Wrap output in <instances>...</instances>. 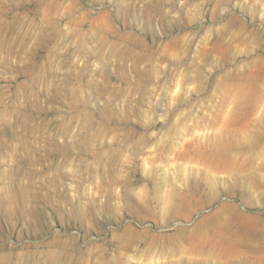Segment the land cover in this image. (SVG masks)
<instances>
[{
	"label": "rangeland",
	"instance_id": "1",
	"mask_svg": "<svg viewBox=\"0 0 264 264\" xmlns=\"http://www.w3.org/2000/svg\"><path fill=\"white\" fill-rule=\"evenodd\" d=\"M0 264H264V0H0Z\"/></svg>",
	"mask_w": 264,
	"mask_h": 264
}]
</instances>
